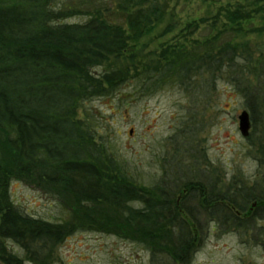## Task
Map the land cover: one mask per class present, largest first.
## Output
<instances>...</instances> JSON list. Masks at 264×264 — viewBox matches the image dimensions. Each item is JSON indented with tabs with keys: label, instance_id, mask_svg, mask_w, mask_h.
Listing matches in <instances>:
<instances>
[{
	"label": "trees",
	"instance_id": "trees-1",
	"mask_svg": "<svg viewBox=\"0 0 264 264\" xmlns=\"http://www.w3.org/2000/svg\"><path fill=\"white\" fill-rule=\"evenodd\" d=\"M260 1L218 7L212 33L202 41L187 38L197 21L204 22L200 18L186 24L183 40L146 51L144 40L155 29L165 26L160 37L173 30L161 0H100L86 6L87 19L71 23L63 20L77 9H58L56 0H0V264H25L7 249V239L25 250L30 263L46 264L38 250L50 252L79 230L119 234L187 260L196 237L189 239L180 209L194 218V208L183 206L175 189L136 184L93 133L91 121L80 117L82 105L129 78L188 90L193 78L226 66L252 123L261 114L264 130V45L250 42L264 35ZM257 154L264 161L262 141ZM12 180L61 199L70 218L51 222L22 213L10 199ZM256 184L214 193L187 183L179 191L198 195L199 206L220 224L242 229L264 220V186ZM258 231L264 237V225Z\"/></svg>",
	"mask_w": 264,
	"mask_h": 264
},
{
	"label": "rangeland",
	"instance_id": "rangeland-1",
	"mask_svg": "<svg viewBox=\"0 0 264 264\" xmlns=\"http://www.w3.org/2000/svg\"><path fill=\"white\" fill-rule=\"evenodd\" d=\"M99 1L56 0L55 7L77 9L76 15L63 22H83L88 17L86 6ZM101 1L108 4L110 0ZM161 1L167 5L173 30L160 37L165 26L155 29L154 35L144 40L146 51L183 40L186 24L200 18L204 22L197 21L198 27L187 38L202 41L212 33L209 23L218 7L227 1L246 5L255 0ZM260 2L263 4L264 0ZM250 42L264 45V35L253 36ZM229 76L226 66L211 77L201 73L186 84L188 90L181 84L154 85L150 81L142 85L129 78L110 95L94 97L82 105L80 117L91 121L93 133L136 184L175 189V197H181L183 206L194 208V218L180 212L192 235L189 239L196 237L185 262L177 261L160 247L115 233L86 230L69 235L50 252L45 247L38 250L37 257L46 264H264V237L258 234L263 219L246 223L242 229L231 223L220 224L209 208L199 206L198 195L184 197L179 191L187 183H200L204 191L213 188L214 193H231L235 186L241 185L264 186V161L257 154L258 142H264L262 117L256 113V122L252 123L244 98L228 81ZM243 110L250 119L246 136L238 129V115ZM9 194L24 214L51 222L70 218L61 199L22 181L12 180ZM220 204L227 203L220 201ZM5 245L25 264H34L13 240H5Z\"/></svg>",
	"mask_w": 264,
	"mask_h": 264
},
{
	"label": "water",
	"instance_id": "water-1",
	"mask_svg": "<svg viewBox=\"0 0 264 264\" xmlns=\"http://www.w3.org/2000/svg\"><path fill=\"white\" fill-rule=\"evenodd\" d=\"M250 128V119H249V113L246 110H243L238 115V129L241 133V135L246 136L249 133ZM255 204H252V207Z\"/></svg>",
	"mask_w": 264,
	"mask_h": 264
},
{
	"label": "flooded vegetation",
	"instance_id": "flooded-vegetation-1",
	"mask_svg": "<svg viewBox=\"0 0 264 264\" xmlns=\"http://www.w3.org/2000/svg\"><path fill=\"white\" fill-rule=\"evenodd\" d=\"M185 193V189H182V192H181V194H184ZM177 200H179V202H180V200H181V197L180 196H178L177 197ZM178 205H179V203H178ZM181 211H184V209H180V212ZM185 212V211H184Z\"/></svg>",
	"mask_w": 264,
	"mask_h": 264
}]
</instances>
